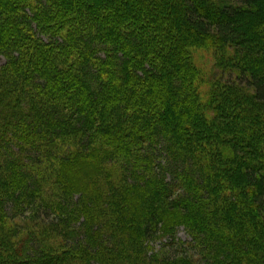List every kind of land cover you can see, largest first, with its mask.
Masks as SVG:
<instances>
[{"label":"trees","instance_id":"16d2710c","mask_svg":"<svg viewBox=\"0 0 264 264\" xmlns=\"http://www.w3.org/2000/svg\"><path fill=\"white\" fill-rule=\"evenodd\" d=\"M0 29V264H264V0H0ZM206 46L236 79L202 88Z\"/></svg>","mask_w":264,"mask_h":264},{"label":"rangeland","instance_id":"374dc122","mask_svg":"<svg viewBox=\"0 0 264 264\" xmlns=\"http://www.w3.org/2000/svg\"><path fill=\"white\" fill-rule=\"evenodd\" d=\"M94 2V0H91V3ZM25 25V24H24ZM36 29V26H34ZM2 31V29H0V32ZM40 38L43 39V41H48L49 38L45 35H42L41 33L39 34ZM125 37V35L123 36ZM129 37V36H126ZM130 38V37H129ZM131 42H133L131 40ZM193 55H194V61L196 62V65L203 71V73L205 74L204 77V84L202 85V88H208L209 87V81L212 79H217V78H221V79H236L238 77L237 71H233L234 73H225L222 69L218 68L216 66V56H215V51L212 48H209V46L207 47H200V48H195L192 50ZM7 62V57L3 54H0V66L4 65ZM122 64V61L119 62V65ZM119 66H117L118 68ZM152 71V72H151ZM155 71L153 70H147L145 73V75H150L151 73H155ZM93 74L92 71H88V73L86 74V76L88 77V79L91 77V75ZM157 75L162 77L161 74L159 73V71H157ZM121 81V80H120ZM122 82V81H121ZM123 83V82H122ZM101 100V96L98 94H95V100ZM148 131V130H147ZM158 146V148H157ZM156 146V151L157 153H159V156H162L164 154L163 149L159 146H161L160 144ZM8 210L10 211V206H8ZM9 213V212H8ZM11 213V212H10ZM9 213V214H10ZM83 239L82 236H74L73 238H71L69 240L70 243H72L73 245H78L80 243V241ZM191 241V237L189 236L187 230L185 229L184 226H180L178 228V230L176 231V235H174V237H166L164 239H156L153 240L150 243V246L152 248L150 254H152L153 252L156 251H167L170 252L172 254H175L179 251L185 253V254H190V250H188V242ZM166 244L168 245L166 247ZM34 246V247H33ZM32 249H30L29 251V255L32 254L35 250H37V247L35 245H32ZM149 254V255H150Z\"/></svg>","mask_w":264,"mask_h":264}]
</instances>
